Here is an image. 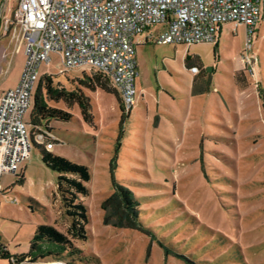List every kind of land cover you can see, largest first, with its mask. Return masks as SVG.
Wrapping results in <instances>:
<instances>
[{"label":"rangeland","instance_id":"1","mask_svg":"<svg viewBox=\"0 0 264 264\" xmlns=\"http://www.w3.org/2000/svg\"><path fill=\"white\" fill-rule=\"evenodd\" d=\"M159 30L153 26L148 34ZM144 40L134 39L135 103L120 128L119 102L102 89H85L92 126L77 106L70 108V121L50 124L56 135L51 151L84 164L91 176L88 196L79 197L87 208L88 237L75 243L97 261L83 264H185L165 257L154 242L145 257L149 237L102 225L100 203L112 191L108 166L119 131L114 177L139 199L142 223L164 244L195 264H264V24L258 22L249 36L244 24L225 23L215 40L193 45ZM50 57L37 79L55 76L71 89L69 79L91 73L64 69L58 55ZM24 62L22 48L2 88ZM56 179L34 147L15 173L0 177L8 191L0 193V243L11 254L29 250L36 224L65 231L69 218Z\"/></svg>","mask_w":264,"mask_h":264},{"label":"built area","instance_id":"2","mask_svg":"<svg viewBox=\"0 0 264 264\" xmlns=\"http://www.w3.org/2000/svg\"><path fill=\"white\" fill-rule=\"evenodd\" d=\"M17 1L12 22L23 33L26 62L18 85L0 94V176L15 173L32 147L25 115L38 67L49 63L51 54L64 69L101 72L118 91L124 110H130L136 95V37L147 32L145 40L155 43L193 45L215 40L225 23L244 24L249 36L258 22L264 24V0ZM156 25L161 27L156 35L148 34ZM33 140L47 151L53 148L41 133ZM10 264H18L17 258Z\"/></svg>","mask_w":264,"mask_h":264},{"label":"trees","instance_id":"3","mask_svg":"<svg viewBox=\"0 0 264 264\" xmlns=\"http://www.w3.org/2000/svg\"><path fill=\"white\" fill-rule=\"evenodd\" d=\"M191 68H197V66L192 65ZM54 78L56 77L43 75L37 79L26 124L31 145L39 151L43 165L57 173L55 184L69 223L65 231H59L52 224H36L34 233L30 236L29 250L25 254L11 256L9 252L0 249V259H7L9 264L12 257L17 258L18 264H83L97 261L96 257L83 255L82 249L75 243V241L84 242L88 237L85 227L88 223L87 208L79 200L80 196L86 197L89 194L86 186L91 177L88 168L84 164L72 163L52 151H47L42 144L34 143L33 138L41 133L46 141L56 142L54 129L50 126L51 121H70L73 118L70 108L74 106L78 107L86 124L92 126L94 123L92 106L85 89L89 91L102 89L104 92L115 94L121 113L119 128L128 116L129 109L124 110L118 91L101 72L91 70L90 74L83 72L82 77L69 79V82L72 81L74 84L71 89L61 85L59 81H54ZM202 92L204 91H198V93ZM52 103L65 104L66 108H58ZM262 106L264 109V104ZM120 133L119 131L108 166L112 191L100 203V210L103 213L102 225H109L115 229L135 230L149 237L145 257L150 254V246L154 242L162 249L165 257L173 256L185 264H195L189 256L170 249L152 229L142 223L139 199L130 189L118 183L114 177ZM17 177L16 182L22 183L24 177L22 175Z\"/></svg>","mask_w":264,"mask_h":264},{"label":"crops","instance_id":"4","mask_svg":"<svg viewBox=\"0 0 264 264\" xmlns=\"http://www.w3.org/2000/svg\"><path fill=\"white\" fill-rule=\"evenodd\" d=\"M17 5H18L17 0H0V94H2L3 92H5L11 88H14L18 85L19 78L21 77V74L23 71L24 63L26 62V57H25V62L22 63L21 68L19 69L18 77L13 81V83L11 85H9L5 88H2L1 84H4L5 81H7L9 79V77H11V66H12L13 62L15 60H16V62L18 61L19 52L21 51L22 48H25V40H24V37L22 35L23 33L18 28V25H16L15 23L12 22L13 12H14ZM146 33H144L140 36L146 37V35H147ZM148 33H150V32H148ZM23 54H24V51H23ZM54 138L56 139V136H54ZM53 148H54V144H53ZM53 148L51 150H53ZM29 153H30V151H29ZM28 156H29V154H28ZM28 156L26 158H28ZM24 161L22 163H24ZM20 165H19V167H20ZM6 174L1 175L0 177L4 176ZM6 192H8V191L3 186L0 185V193L2 195H5ZM3 205H4L3 202L0 200V218H4V215H5L4 211H2V209H1V207ZM1 230L2 229L0 227V234L2 233ZM0 249L9 252V254L11 256L18 254V253H12L11 254L10 251H8L7 248L4 245H2L1 243H0ZM20 253H22V252H20ZM3 260H7V259H3Z\"/></svg>","mask_w":264,"mask_h":264}]
</instances>
